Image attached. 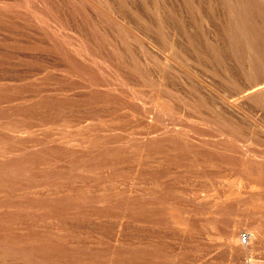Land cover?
<instances>
[{"label":"rangeland","instance_id":"374dc122","mask_svg":"<svg viewBox=\"0 0 264 264\" xmlns=\"http://www.w3.org/2000/svg\"><path fill=\"white\" fill-rule=\"evenodd\" d=\"M0 264H264V0H0Z\"/></svg>","mask_w":264,"mask_h":264},{"label":"built area","instance_id":"2783aa9c","mask_svg":"<svg viewBox=\"0 0 264 264\" xmlns=\"http://www.w3.org/2000/svg\"><path fill=\"white\" fill-rule=\"evenodd\" d=\"M249 241V237L245 234L242 236V242L246 244Z\"/></svg>","mask_w":264,"mask_h":264}]
</instances>
